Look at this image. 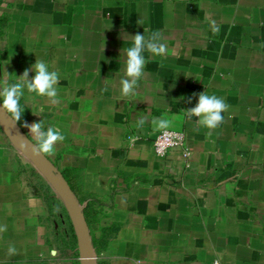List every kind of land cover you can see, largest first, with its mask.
<instances>
[{
	"label": "crops",
	"instance_id": "crops-1",
	"mask_svg": "<svg viewBox=\"0 0 264 264\" xmlns=\"http://www.w3.org/2000/svg\"><path fill=\"white\" fill-rule=\"evenodd\" d=\"M2 15L0 82L37 59L59 73V102L25 90L17 124L33 143L24 123L65 135L43 156L101 246L94 264H264V0H3ZM145 29L169 54L145 51L136 93L123 97L132 41L121 32ZM205 91L229 105L225 121L210 135L196 117L175 121L168 129L184 135L190 157L157 156L150 121L182 116ZM45 188L66 208L0 127V264L70 262L57 249Z\"/></svg>",
	"mask_w": 264,
	"mask_h": 264
},
{
	"label": "clouds",
	"instance_id": "clouds-1",
	"mask_svg": "<svg viewBox=\"0 0 264 264\" xmlns=\"http://www.w3.org/2000/svg\"><path fill=\"white\" fill-rule=\"evenodd\" d=\"M144 34L129 35L126 32H121L122 38L131 39L132 46L125 49L124 52V78L119 81L120 92L123 97L134 95L138 88V82L144 76V67L147 59L144 55L145 51L153 57H164L169 54L167 45L161 42L158 33H152L149 37ZM212 31H218L213 22ZM34 71V76L30 78L29 72ZM15 82L9 83L7 80L0 82V110H2L10 119L11 124L15 127L21 121L24 108L21 105V99L25 95V90L28 93H34L36 97H45L51 104L58 103V89L56 85L59 81V73L55 70H50L47 63L37 59L36 62L24 70L19 77L15 76ZM198 95L197 103L194 107L182 110L180 114L162 115L158 118H153L150 123L154 130H166L173 126L174 122L183 118L191 120L197 118V124L205 129L211 130L218 128L224 121V113L227 112L229 105L223 98L216 95H210L201 92ZM191 103V97L188 98ZM43 111V109H41ZM146 118H140L136 127L141 128L146 123ZM24 127L29 129L35 143L29 142L22 144V147H29L33 156L54 155L58 143L63 142L66 137L61 130L56 127H47L45 130L44 123L34 122L32 124L24 123ZM138 137H129L130 141ZM5 226H0V232L5 231ZM16 249L10 245L8 255H14Z\"/></svg>",
	"mask_w": 264,
	"mask_h": 264
},
{
	"label": "water",
	"instance_id": "water-1",
	"mask_svg": "<svg viewBox=\"0 0 264 264\" xmlns=\"http://www.w3.org/2000/svg\"><path fill=\"white\" fill-rule=\"evenodd\" d=\"M0 127L4 131L12 132V134L17 138L21 145L28 144L29 142L33 143L22 131L18 124L15 127L11 124L10 119L2 110H0ZM23 148L29 155L36 168L45 177V179L48 181L50 186L54 189L56 194L60 197L67 208L77 231L81 253V264H94L95 254L91 243L89 228L82 212V208L78 204L72 191L64 182L60 174L55 171V169L46 160V158H44L43 155L39 157L33 156L29 147Z\"/></svg>",
	"mask_w": 264,
	"mask_h": 264
},
{
	"label": "trees",
	"instance_id": "trees-1",
	"mask_svg": "<svg viewBox=\"0 0 264 264\" xmlns=\"http://www.w3.org/2000/svg\"><path fill=\"white\" fill-rule=\"evenodd\" d=\"M3 0H0V5ZM6 25V17L0 16V37L3 35V28ZM45 202L49 211L50 217L54 223V236L59 241L57 249L62 257L67 261H75L78 258V240L73 227L71 218L62 203H60L54 194L50 193L47 188L44 190ZM85 216V213H84ZM92 247L96 250L100 249L95 239H92Z\"/></svg>",
	"mask_w": 264,
	"mask_h": 264
},
{
	"label": "built area",
	"instance_id": "built-area-1",
	"mask_svg": "<svg viewBox=\"0 0 264 264\" xmlns=\"http://www.w3.org/2000/svg\"><path fill=\"white\" fill-rule=\"evenodd\" d=\"M185 144L184 135L170 129L160 130L152 142L153 151L157 156L163 157L169 151L179 149L182 157L187 160L190 157V152Z\"/></svg>",
	"mask_w": 264,
	"mask_h": 264
},
{
	"label": "rangeland",
	"instance_id": "rangeland-1",
	"mask_svg": "<svg viewBox=\"0 0 264 264\" xmlns=\"http://www.w3.org/2000/svg\"><path fill=\"white\" fill-rule=\"evenodd\" d=\"M4 43H5V38H4L3 36H1V37H0V46H3ZM78 251H79V249H78ZM78 257H79V252H78ZM79 260H80V258L77 259V260H75V262H78ZM62 264H73V263H71V261H70V262L62 263Z\"/></svg>",
	"mask_w": 264,
	"mask_h": 264
}]
</instances>
